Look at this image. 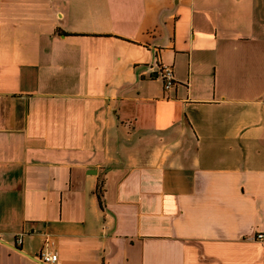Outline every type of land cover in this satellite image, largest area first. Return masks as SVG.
I'll return each mask as SVG.
<instances>
[{
    "label": "crops",
    "instance_id": "obj_1",
    "mask_svg": "<svg viewBox=\"0 0 264 264\" xmlns=\"http://www.w3.org/2000/svg\"><path fill=\"white\" fill-rule=\"evenodd\" d=\"M43 250L264 264V0H0V264Z\"/></svg>",
    "mask_w": 264,
    "mask_h": 264
},
{
    "label": "built area",
    "instance_id": "obj_2",
    "mask_svg": "<svg viewBox=\"0 0 264 264\" xmlns=\"http://www.w3.org/2000/svg\"><path fill=\"white\" fill-rule=\"evenodd\" d=\"M154 67H155V77L160 80L163 89L167 90L170 87H172V85L174 84V79L171 68L157 61L155 62ZM255 237L258 241L263 240L262 233H258L257 235H255ZM16 243L17 244L20 243L19 237L16 238ZM33 259L42 264H52L56 261L57 256L55 253H47L43 250V251H39L33 257Z\"/></svg>",
    "mask_w": 264,
    "mask_h": 264
}]
</instances>
